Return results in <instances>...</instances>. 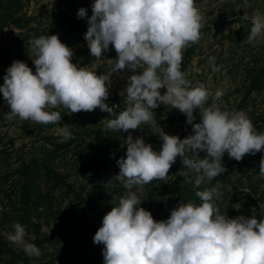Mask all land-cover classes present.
I'll return each instance as SVG.
<instances>
[{"label":"clouds","instance_id":"1","mask_svg":"<svg viewBox=\"0 0 264 264\" xmlns=\"http://www.w3.org/2000/svg\"><path fill=\"white\" fill-rule=\"evenodd\" d=\"M244 6H249L248 0ZM91 11L84 39L96 61L110 45L115 49L117 58L111 60V69L97 75L88 66L73 64L72 49L58 35L33 38L29 44L35 73L24 62L13 61L3 77L0 93L10 108L3 120L60 124V112L47 109L63 108L76 114L99 108L110 115L105 119L107 130L128 133L150 124L152 134L162 140L160 150L155 151L142 138L126 137V158L117 160L119 173L114 178L128 193L104 215L93 237L95 244L103 245V264H264V218L221 214L214 203L222 195L219 182L196 191L200 204L179 203L159 222L139 207L141 201L131 191L134 186L166 179L177 157L183 174H193L189 183L198 189L226 171L222 165L226 153L239 162L245 155L264 151V132L257 131L243 111H221L215 103L206 106L205 85L193 87L181 70L183 50L199 42L203 27L195 0H94ZM77 16L86 18L87 10L79 9ZM243 19L252 25L250 43L264 35V15L245 13ZM209 64L219 71L214 57H209ZM138 68L142 72L128 77L120 93L125 109L115 113L116 106L105 103L110 77ZM162 88L166 89L163 95ZM222 95L218 89L215 98ZM161 104L186 116L192 132L184 139L166 134L158 125L153 110ZM197 111L200 120L194 123ZM58 134L64 140L72 138L67 124L58 128ZM259 175L264 177V156ZM13 228L7 240L27 256L39 257V248L25 240V226L14 223Z\"/></svg>","mask_w":264,"mask_h":264},{"label":"rangeland","instance_id":"2","mask_svg":"<svg viewBox=\"0 0 264 264\" xmlns=\"http://www.w3.org/2000/svg\"><path fill=\"white\" fill-rule=\"evenodd\" d=\"M94 0H16L0 3V86L13 61H22L35 73V59L29 41L41 35H58L60 41L72 49L73 64L88 66L97 75L107 73L117 58L115 49L109 50L96 61L84 39L91 5ZM195 0L202 17L203 27L198 43L182 52L181 70L195 87L204 84L209 92L206 106L215 103L221 111H243L259 132H264V35L251 43L248 37L251 22L244 20L245 13L264 15V0ZM85 8L87 17L79 19L78 10ZM209 57L215 58L219 71H213ZM125 69L110 77L109 98L105 103L119 113L126 107L120 93L127 85L128 77L140 74ZM223 95L215 98L217 90ZM163 95L165 88L159 90ZM59 111L60 124H38L15 118L3 120L10 111L0 93V264H103V245L93 242L102 226L105 214L119 204L128 193L122 182L114 177L119 173L117 160L126 158V137L142 138L155 151L162 140L152 134L150 124H141L135 131H111L106 129L109 113L99 108L92 112L70 114ZM158 125L168 135L184 139L192 132L186 116L176 109L160 105L153 110ZM200 120L199 112H195ZM69 125L72 138L64 140L58 128ZM205 153L201 152L203 158ZM264 151L245 155L241 161L222 158L226 171L211 182L205 181L195 188L185 176L179 157L164 180L153 181L143 187L134 186L131 191L141 201L139 207L152 213L157 222L166 220L170 211L179 203L200 204L196 191L211 188L219 182L222 195L214 200L221 214L229 218L243 215L258 220L264 208V177L259 175V162ZM33 160L47 161L55 173L52 177L33 172L22 177V169ZM101 161H110L98 173L100 187H93L91 178ZM29 188L31 203H20L22 186ZM92 190L96 193L95 199ZM93 191V192H94ZM25 226L26 242L35 244L41 255L29 257L15 244L7 240L14 232L13 224Z\"/></svg>","mask_w":264,"mask_h":264},{"label":"trees","instance_id":"3","mask_svg":"<svg viewBox=\"0 0 264 264\" xmlns=\"http://www.w3.org/2000/svg\"><path fill=\"white\" fill-rule=\"evenodd\" d=\"M12 1H16V0H0V3H10ZM49 162L47 161H37V160H33L31 161L30 163H28L27 165H25L22 169V177H27L29 176V174L33 173V172H36V173H39V174H43L47 177H52L55 173L52 171V169L49 167L48 165ZM109 164H112L110 163V161H101V163L99 164L97 170H96V173L95 175L91 178L92 180V183H93V187L95 188V190L97 189V187H100V184L98 182V173H100L106 166H109ZM22 195H21V198H20V203L22 205H24L25 207H27L30 203H31V199L29 197V188L28 186L26 185H23L22 186ZM94 190H92V193L93 194V197L96 195L95 191L93 192ZM97 197V196H95ZM94 197V199H95Z\"/></svg>","mask_w":264,"mask_h":264}]
</instances>
